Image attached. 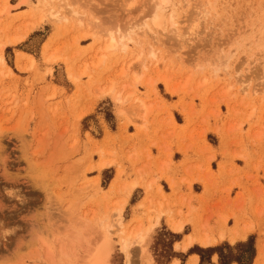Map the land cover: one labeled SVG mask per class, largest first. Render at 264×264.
I'll list each match as a JSON object with an SVG mask.
<instances>
[{
	"label": "rangeland",
	"instance_id": "374dc122",
	"mask_svg": "<svg viewBox=\"0 0 264 264\" xmlns=\"http://www.w3.org/2000/svg\"><path fill=\"white\" fill-rule=\"evenodd\" d=\"M160 1L0 0V264H93L108 226V264H220L209 249L248 258L251 238L264 256V0H168L157 29ZM112 33L131 40L104 51ZM152 149L165 170L147 180ZM208 180L254 183L258 233L176 253L169 227Z\"/></svg>",
	"mask_w": 264,
	"mask_h": 264
},
{
	"label": "crops",
	"instance_id": "0c3cea01",
	"mask_svg": "<svg viewBox=\"0 0 264 264\" xmlns=\"http://www.w3.org/2000/svg\"><path fill=\"white\" fill-rule=\"evenodd\" d=\"M142 113L143 119L146 118L149 120L148 122L154 115H152L151 109L147 115H144L143 111ZM193 153L192 150L182 152L175 148L171 160L178 169L187 172L194 166L195 155ZM145 156L148 157V152L145 153ZM151 156L152 159L146 161L141 167V175L147 180H152L165 170L163 162H166V158L164 159L161 156V152L152 149ZM240 162L241 160H235L234 165L225 164L224 169L227 171L228 168L232 169L233 166L240 168L242 165ZM213 163L214 161L210 165L212 168ZM104 164L105 167L111 163L105 162ZM216 164L218 169L215 172H218L221 162L216 161ZM136 180L140 179L137 178ZM161 184H165V180H162ZM197 185V183L192 185L193 210L189 211L186 208L183 210L181 218L178 217L173 220V224L181 225L182 230H172L169 227L174 234L180 235L179 241L174 245L176 253L187 254L194 247L207 249L225 242L230 244L232 242L233 244L244 242L249 236L258 233L260 220L250 213V205H248L250 195L254 194L256 189L251 180H208L207 187L202 185L199 192L195 191V187H199ZM182 191L189 193L184 188H182ZM165 194L169 196L172 192L170 190ZM240 202L243 203L241 207L238 205ZM164 223L169 224V218L166 216L161 217L159 225ZM177 246L179 247L177 248ZM258 257L259 252H257V259ZM263 257L262 251H260L259 260L257 262V259L255 260L256 264H261ZM212 262L218 264L217 258L213 257ZM199 263L200 259L196 254L188 255L185 262V264ZM170 264H182V262L180 259L174 258Z\"/></svg>",
	"mask_w": 264,
	"mask_h": 264
},
{
	"label": "bare ground",
	"instance_id": "6f19581e",
	"mask_svg": "<svg viewBox=\"0 0 264 264\" xmlns=\"http://www.w3.org/2000/svg\"><path fill=\"white\" fill-rule=\"evenodd\" d=\"M27 2H28V0H20L19 4L23 5V4H27ZM167 4H168V0H161L160 3L156 5V10H155V13H154V16H153L152 23L154 24V27L157 28V29L162 28L163 25H164L163 24V19H164L163 14H164L165 5H167ZM53 17H54V15H53ZM54 18H57V16H55ZM143 28H145V27H143ZM149 32L151 33V29L149 30ZM152 32H154L153 29H152ZM108 37H110V38H108L110 40L107 43V45H105L104 51L105 50L108 51V50L115 49L116 47H118L119 43L131 40L129 35L128 34L124 35V33L119 35V37H120V41L119 42H117L116 38L113 36V33L110 34V36L108 35ZM122 46H123V49L127 48V46L125 44H122ZM152 55L155 56L154 54H152ZM138 82L139 81L136 79L135 80V84H137ZM118 101L123 103V101L121 99H118ZM136 101H137L136 102L137 104H136L135 107L141 109V111L144 112V115H147L149 113V108L144 104V102H142V101H140L138 99ZM1 133H3V131H1V129H0V136H1ZM117 225L121 226L122 225V221L118 220L117 221ZM111 229H112V226H108L107 234L104 235V238L102 240L101 248H100L99 252L96 253L93 256V258H92L93 264H108V260H109V257H110L109 245H110L111 239H110L109 236L111 235V232H110ZM175 229L181 231L182 230V226L181 225H177ZM149 232H150V229H148L147 233L144 234V235L137 233L136 234V238H137L136 239V243L142 245L146 241L147 237L149 236ZM123 247H124L125 252L129 251L130 246H129L128 239L123 241ZM129 258L130 257L128 256L127 264H130V259Z\"/></svg>",
	"mask_w": 264,
	"mask_h": 264
},
{
	"label": "trees",
	"instance_id": "16d2710c",
	"mask_svg": "<svg viewBox=\"0 0 264 264\" xmlns=\"http://www.w3.org/2000/svg\"><path fill=\"white\" fill-rule=\"evenodd\" d=\"M235 248H239V249H248V250H252V254L246 258L243 255L240 256H235L232 253L226 255L223 253L222 251V247L219 248H212L209 249L208 252L211 255L217 254L219 256V263L220 264H233V263H238V264H253V261L255 259V250H254V239L251 238L246 244H238ZM230 251L232 252V248H230Z\"/></svg>",
	"mask_w": 264,
	"mask_h": 264
},
{
	"label": "snow or ice",
	"instance_id": "6c2138e0",
	"mask_svg": "<svg viewBox=\"0 0 264 264\" xmlns=\"http://www.w3.org/2000/svg\"><path fill=\"white\" fill-rule=\"evenodd\" d=\"M130 6H134V5H130ZM173 27L174 28L176 27L175 23H173ZM194 34H195V26H193V28L189 31V35L194 36ZM262 82H264V80H262ZM177 247H179V246H177Z\"/></svg>",
	"mask_w": 264,
	"mask_h": 264
}]
</instances>
